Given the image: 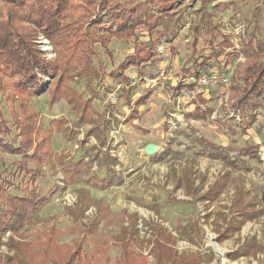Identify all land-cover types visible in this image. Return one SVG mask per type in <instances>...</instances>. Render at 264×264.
<instances>
[{
  "label": "rangeland",
  "instance_id": "374dc122",
  "mask_svg": "<svg viewBox=\"0 0 264 264\" xmlns=\"http://www.w3.org/2000/svg\"><path fill=\"white\" fill-rule=\"evenodd\" d=\"M180 2L181 9L159 27L162 39L154 50L158 55L155 61L144 63L146 76L142 78L135 67L125 72L133 87L130 100L135 103L148 97L138 107V118L130 120L133 107L124 95L129 85L114 71L134 53L127 40L111 43L113 59L100 45L95 47L93 69L97 71L102 62L105 76L90 74L71 81L98 112L100 141L89 136L91 126L82 123L65 100L54 102L47 93L29 99L52 146L44 173L33 186L47 203L32 214L19 234L3 236L0 264H31L19 262L11 238L29 245L32 264H60L77 245L82 249L80 264H116L122 255L124 227L139 236L136 241L131 238L130 250L147 264H156L153 244L148 241L154 237L151 228L155 223L177 238L179 253L199 256L200 264H264V103L255 121H244L243 114L251 115L242 110L241 115H231L239 110L231 107V87L247 62L246 51L264 44V0H211L208 6L200 0ZM106 17L101 16V23L109 22ZM210 21L213 29L218 26L231 37L234 46L226 51L234 57L226 67L230 85L200 96L191 94L195 97L185 90L184 95L174 97V87L186 75L182 67L192 55L195 38L199 41L197 56L210 50L202 39L209 35ZM140 39L149 41L147 32ZM36 43L48 61H57V51L42 33ZM223 67L216 65L212 71L223 74ZM68 70L71 75L77 72L72 67ZM53 77L43 80L44 88L51 86ZM202 99L207 104H199ZM196 104L204 111L213 109L212 115L206 120L186 119ZM0 106L10 119L1 95ZM200 137L232 150L233 157L246 144L258 145L261 161L244 157L235 168L212 159L198 142ZM149 145L157 146V152L149 153ZM20 159L0 150V172L11 173L17 185L8 190L11 196L22 195L23 174L15 172V161ZM3 208L0 200V211Z\"/></svg>",
  "mask_w": 264,
  "mask_h": 264
},
{
  "label": "trees",
  "instance_id": "16d2710c",
  "mask_svg": "<svg viewBox=\"0 0 264 264\" xmlns=\"http://www.w3.org/2000/svg\"><path fill=\"white\" fill-rule=\"evenodd\" d=\"M200 1L204 6L211 2ZM178 2L179 0H0V95L5 99L10 114L8 119L0 106V150L21 157L15 161V172L23 174L22 195L11 196L8 190L17 187L14 177L11 173L5 175L6 170L0 172V200L5 206L0 211V245L6 233L19 234L32 214L41 211L47 203L46 197H41L33 186L44 173L43 166L50 160L52 146L50 137L43 134L40 114L29 107V99L47 93L54 102L65 100L72 111L79 115L80 121L91 126L89 136L100 141L102 130L95 117L98 112L82 92L71 86V81L90 74H96L97 78L105 76L106 68L102 62H98L97 71L93 69L97 55L95 47L100 45L104 53L113 59L111 43L115 39L127 40L132 43L134 53L126 57L114 71L129 85V89L124 90V95L128 104L133 107L130 120L138 118V107L145 105L148 97L142 96L135 103L130 100L133 87L125 72L135 67L142 78L146 76L144 63L149 59L155 61L158 55L154 50L162 39L159 27L167 16L175 15L181 9L182 3ZM104 14H107L108 23L100 21ZM182 19V16L179 17V20ZM212 24L210 21L208 37L202 38L204 45L210 49L207 55L197 56L199 41L198 38L194 40L192 55L182 67L188 78L197 79L202 74L211 72L216 65L224 66L221 69L223 74L229 72L226 67L234 59L233 53H226L227 49L234 48L231 37L218 30V26L213 29ZM143 32H147L149 41L140 39ZM39 33L54 46L58 54L57 61H48L38 49L36 40ZM246 54L247 62L239 68L231 87V99L234 100L231 107L248 113L251 115L249 120L255 121L260 116L258 110L264 103V44L257 43ZM70 67L77 72L71 75L68 70ZM50 76H55L52 84L44 88L46 83L43 85V80ZM194 87V82H180L174 87L173 96H180L186 89ZM199 104H207V101L202 99ZM213 111H204L196 104V108L185 117L188 120H206ZM251 124L242 131L246 133ZM198 142L210 158L221 160L235 168L239 167L238 162L244 157L261 161L256 151L258 145L255 144L244 145L239 149L240 154L233 157L230 154L232 150L224 149L206 138L200 137ZM233 143L236 144L237 141ZM105 145V142L101 143L102 147ZM100 182L104 186L108 184ZM151 231V237H154L148 241L153 244L151 253L155 256L156 264H200L199 256L190 258L187 253L177 251V238L164 226L155 223ZM121 234L122 255L116 264H147L140 254L130 250L131 238L136 241L138 234L133 236L135 231L126 227ZM10 246L19 256V262L28 261L32 264L29 245L27 247L24 242L11 238ZM69 250L60 264H80L81 246L77 245L75 249ZM9 261L13 262L14 259L11 257Z\"/></svg>",
  "mask_w": 264,
  "mask_h": 264
},
{
  "label": "built area",
  "instance_id": "2783aa9c",
  "mask_svg": "<svg viewBox=\"0 0 264 264\" xmlns=\"http://www.w3.org/2000/svg\"><path fill=\"white\" fill-rule=\"evenodd\" d=\"M229 76L230 75H228V74H221L219 71L213 70L207 74H202L197 79L188 78L185 75L181 81L184 84H189L192 82L195 83V87L193 89H186V91L190 90L189 97H195L193 95L200 96L203 93H205L207 90H210L212 88L223 87L225 89H228V87L230 85V79H231V77H229ZM191 94H193V95L191 96ZM182 95H184V92L182 93ZM235 114L241 115L240 110H233L231 115H235ZM243 115L244 116H242V118L244 121L250 119V117H248V115H246V114H243Z\"/></svg>",
  "mask_w": 264,
  "mask_h": 264
},
{
  "label": "water",
  "instance_id": "95a60500",
  "mask_svg": "<svg viewBox=\"0 0 264 264\" xmlns=\"http://www.w3.org/2000/svg\"><path fill=\"white\" fill-rule=\"evenodd\" d=\"M157 150H158V147L155 146V145H149V146L147 147V151H148L149 153L157 152Z\"/></svg>",
  "mask_w": 264,
  "mask_h": 264
}]
</instances>
